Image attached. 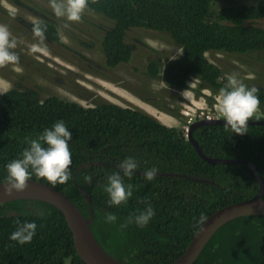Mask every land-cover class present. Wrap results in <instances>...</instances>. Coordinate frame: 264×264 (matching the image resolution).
Wrapping results in <instances>:
<instances>
[{
	"label": "trees",
	"instance_id": "16d2710c",
	"mask_svg": "<svg viewBox=\"0 0 264 264\" xmlns=\"http://www.w3.org/2000/svg\"><path fill=\"white\" fill-rule=\"evenodd\" d=\"M86 8L102 16L105 24L91 21L99 34L88 42L76 35L77 43L99 42L105 67L130 60L133 48L125 35L131 27L168 33L182 54L164 66L152 59L146 71L171 87L183 88L193 74L202 86L217 92L226 77L205 55L207 51L264 54V27L255 23L264 18V0H87ZM40 20L32 25L39 23L50 42H59L57 24ZM102 76L112 77L109 71ZM256 86L263 116L254 114L248 120L264 117V87ZM68 90L75 94V88ZM84 99L87 105L57 95L43 98L22 87L20 79L0 93V180L7 174L5 165L27 147L26 137L33 138L62 119L72 133L70 177L51 186L86 218L91 207L90 228L116 259L127 264H166L181 255L208 215L255 194L258 182L250 167L206 162L179 128L161 123L141 108L100 97ZM162 109L176 117V112ZM192 135L207 156L250 160L264 181V124L248 125L241 135L231 133L225 124L208 123L194 128ZM126 156L138 164L132 177H124L126 184L133 185V195L127 202L108 205L106 177L119 171V161ZM153 166L156 176L147 181L144 170ZM29 178L49 184L35 174ZM146 203L155 212L149 222L143 227L128 223ZM107 212L115 213L117 220L108 223ZM23 221H35L37 227L32 240L20 244L9 237ZM66 259L70 264H86L75 252L59 209L35 199L0 203V264H65ZM193 264H264V215L236 217L223 224Z\"/></svg>",
	"mask_w": 264,
	"mask_h": 264
},
{
	"label": "rangeland",
	"instance_id": "374dc122",
	"mask_svg": "<svg viewBox=\"0 0 264 264\" xmlns=\"http://www.w3.org/2000/svg\"><path fill=\"white\" fill-rule=\"evenodd\" d=\"M16 1L0 0V24L8 26L11 36L17 42L13 51L19 57L16 62L0 65V93L7 90L11 83L18 81V76H22L24 78L22 82L29 88L39 91L40 97L52 93L62 96L63 99L80 101V104L86 105V100L81 99L80 96L93 97L98 94L122 106L150 110L168 125L170 121L159 108H169L175 101L186 105L184 95L178 93L181 95V100L172 96L173 92L165 89L163 82L151 79L145 72L148 59L160 57L165 63L177 54L178 49H181L169 34L142 27H131L125 35V41L133 46L130 60L113 68L105 67L98 48L88 50L82 45H77L75 37L70 35H78L84 39L88 35H98V29L90 22L104 25L102 16L85 8L79 21H68L65 17L55 15L51 8V0ZM38 16L53 19L59 27L61 42L51 43L48 46L45 44L43 48L37 43L41 41L38 37L27 36L24 23L34 21ZM256 25L264 27V18L258 19ZM33 42L37 45L36 49L33 48ZM95 45L99 46V42H95ZM206 56L219 66L225 76L236 73L245 84L264 87V70H262L264 54L207 51ZM92 65H98V71L93 69ZM108 71L112 76L110 81L116 82L117 86L102 76L103 72ZM77 77L85 79L82 83L88 86L91 92L85 91V87L77 86L74 87L77 88L75 94L68 90ZM204 100L203 97H196L193 102L196 106H205L207 102ZM255 114L263 116L259 109ZM171 118L177 119L174 116ZM65 264H70V260L66 259Z\"/></svg>",
	"mask_w": 264,
	"mask_h": 264
},
{
	"label": "clouds",
	"instance_id": "9594fccd",
	"mask_svg": "<svg viewBox=\"0 0 264 264\" xmlns=\"http://www.w3.org/2000/svg\"><path fill=\"white\" fill-rule=\"evenodd\" d=\"M86 3L87 0H51V8L57 17H65L68 21H79L81 19L82 12L86 8ZM40 19H48L53 21V19H50L48 17L38 16L34 21L25 22L24 26L26 27L25 33L27 34V36L38 37L41 41H44H37L38 45L40 47L42 46L43 48H45V44L48 46V44L51 43L61 42L59 27V42H50V39L46 37L45 34H43V29L40 27L39 23L35 24L34 26L32 25L36 21H41ZM70 35L75 37V41L77 43L76 35ZM95 37L96 36L88 35L85 40L87 42L93 39L95 40ZM16 43V40L11 36L8 26L0 24V65L18 61V55L16 52L13 51V49L16 47ZM34 43L35 42H33V48L36 49L37 45H35ZM77 45L80 44L77 43ZM82 46H84L88 50L98 48L102 54L101 56H103V62L105 63V55L102 52L100 44L99 46H96L95 44L91 46L83 44ZM177 46L181 48L179 45ZM182 51V48L178 49L177 54L170 60H167L165 63L161 60L160 57H152L148 59L145 66V72L147 76H149L151 79L160 80L159 78L151 77L146 71L148 63L152 59H158L159 63L164 66V64L180 56L182 54ZM92 66L93 69L98 71V69L96 68L98 67V65ZM68 72L72 74L71 71ZM222 76L226 77V83L222 87H220L217 92H213L209 88L202 86L199 77L193 74L188 76L183 88H177L176 86H168L166 83L160 80L165 84L163 86L165 89H168L170 92H173L172 96H176L178 99L181 100V95H178V93H181L185 97V106L183 105V103L180 104L179 102L175 101L174 104L172 103L171 106H169V108H165L167 111L176 112L175 118L177 119H172L171 114L162 111V108L164 107L159 108V110L162 111V113L167 117L168 121H170L169 125L164 123L162 121L163 119L157 117L150 110H143L155 116L161 123L167 126H175L179 128V130L183 133L186 139L188 137V132L190 131L191 124L199 120L223 119L225 126L231 129V133L234 132L236 134L241 135L245 134L247 133L248 127L247 120L249 118H252L259 109L260 98L258 96V92L260 91V89L256 85L245 84L243 79L240 78L236 73L226 74L225 76L222 72ZM18 79L21 80L22 87L25 86L28 88V86H26L22 82V80L24 79L22 76H18ZM84 80L85 79H79L77 77L74 82H72V86L70 88H74L75 86H77L78 88L85 87V91L91 92V90H89L90 88L82 83V81ZM110 80L111 79H107L108 82H111ZM111 83H115L116 86L118 85L116 82ZM35 91L40 96V92L37 90ZM206 91H209V93ZM49 95L57 94L51 93ZM59 97L63 98L62 96ZM87 97L89 99L93 97L104 98L99 96L98 94L94 95L93 97ZM196 97H203L205 99L204 101L207 102V105L205 104V106H196L193 102L195 101ZM80 98L85 100V97L80 96ZM76 102L81 103L80 101ZM86 102L88 104V101ZM194 105L197 108H195ZM154 108L157 109V107L155 106ZM188 120L190 121L188 130L185 131L183 125L187 124ZM25 139L27 147L22 150L20 157L10 160L5 165L7 174L3 177L2 180H0V192H2L3 195H10L13 191H22L23 189H25L29 177L33 174L46 179L48 183L53 186L57 183L66 182L70 177L69 166L72 162V154L69 148V141H71L72 139V133L69 130V127L65 124L62 119L56 120L51 124L50 127H45L35 137H26ZM137 167L138 164L135 158L131 156H126L124 159L119 161V171H114L106 177L107 183L104 187L108 196V199L106 201L108 205H119L122 202H127V200L133 195V185L130 183L126 184L124 181V177H132L134 174V170H136ZM156 173L157 169L153 166L145 169L143 175L145 180L151 181L155 178ZM154 215L155 212L153 207L150 203H146L145 207L142 210H139L137 213L130 215V217L128 218V223L135 222L137 226L143 227L149 222L150 218ZM104 219L108 223H113L117 220V216L113 212H107L105 214ZM200 219H204L203 214L201 215ZM124 226L125 225H121V227ZM36 227L37 225L35 221L18 222L16 228L10 233L9 238L20 244L28 243L32 240L36 232Z\"/></svg>",
	"mask_w": 264,
	"mask_h": 264
},
{
	"label": "water",
	"instance_id": "95a60500",
	"mask_svg": "<svg viewBox=\"0 0 264 264\" xmlns=\"http://www.w3.org/2000/svg\"><path fill=\"white\" fill-rule=\"evenodd\" d=\"M208 123L224 124V121L223 119L199 120L191 124L187 139L194 146L197 154L203 160L212 164L234 163L244 164L250 167L258 182V189L257 192L250 198L225 205L208 215L193 234L191 240L181 255L166 264H193L208 240L223 224L236 217L246 215H264V198L262 197L264 183L254 164L248 159L217 158L207 156L202 152L197 141L193 138V129L199 125ZM253 124H264V118L257 120H247V125ZM95 163L100 162L98 161ZM84 195L90 204L89 196H87L86 193H84ZM14 199L40 200L47 202L59 209L62 212L67 226L71 231L75 252L84 263L127 264L108 254L95 238L90 228V224L92 222L91 208L90 215L88 218H86L68 197H66L53 186L40 180L29 178L27 181V186L22 191H13L10 195H3L2 192H0V203Z\"/></svg>",
	"mask_w": 264,
	"mask_h": 264
},
{
	"label": "built area",
	"instance_id": "2783aa9c",
	"mask_svg": "<svg viewBox=\"0 0 264 264\" xmlns=\"http://www.w3.org/2000/svg\"><path fill=\"white\" fill-rule=\"evenodd\" d=\"M189 122H190V121L188 120V121H187V124H184V125H183L185 131L188 130Z\"/></svg>",
	"mask_w": 264,
	"mask_h": 264
}]
</instances>
